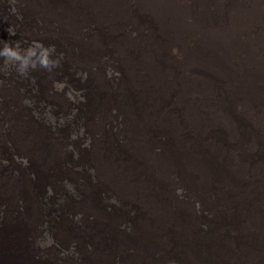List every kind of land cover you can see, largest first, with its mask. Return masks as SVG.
Here are the masks:
<instances>
[{
    "label": "rangeland",
    "instance_id": "rangeland-1",
    "mask_svg": "<svg viewBox=\"0 0 264 264\" xmlns=\"http://www.w3.org/2000/svg\"><path fill=\"white\" fill-rule=\"evenodd\" d=\"M240 2L124 0L133 14L127 11L123 26L115 12L121 5L113 6L119 0H0V52L9 42L27 58L40 43L59 62L21 75L17 63L0 57V129L15 155L0 156V264H264V19L242 11L258 23L261 40L247 69L231 60L226 66L234 41L213 35L222 27L236 32L224 20ZM208 41L222 50L217 74H200L191 63L202 54L197 44ZM242 72L259 87L248 91ZM203 88L218 90L207 108ZM99 95L101 118L91 112ZM224 104L248 124L245 138L233 142L221 120ZM203 145L213 150L203 149L215 156L213 166L202 160ZM155 157L160 172L151 168ZM12 159L17 171L9 177ZM205 185L208 194H199ZM9 201L12 210L22 203L20 214L10 216ZM211 202L235 205L243 222L224 217L221 207L215 218ZM71 205L84 215L75 224L66 219Z\"/></svg>",
    "mask_w": 264,
    "mask_h": 264
},
{
    "label": "bare ground",
    "instance_id": "bare-ground-1",
    "mask_svg": "<svg viewBox=\"0 0 264 264\" xmlns=\"http://www.w3.org/2000/svg\"><path fill=\"white\" fill-rule=\"evenodd\" d=\"M112 1H114V0H112ZM124 0H119V3H115L113 6H118L120 3H121V7H120V10L119 11H117L116 10V7H115V12H118L116 15H117V17L118 18H120L121 20V23L120 24H122L123 26H124V23H126L125 21H126V19H128V17L125 15L126 13H127V9L124 7V6H122V2H123ZM193 1V0H192ZM261 1L262 0H252L251 1V3H249V0H241V2H240V5L239 6H235L234 8H233V10L232 11H234L233 13H230V15H229V18L228 19H225L224 21H225V23H226V25L224 26V27H226V28H229V29H233V28H235L236 27V32H231V34H227V33H221V31L224 29L222 26V28H221V31H219L218 33H214L213 35H218V36H221L222 38H224V40L225 39H231V40H233L234 41V44L232 45L231 44V46H230V49H235V51H230V53H231V58H229L228 60L226 59H224L223 58V60H224V64L227 66V63L231 60V62H230V65L232 64L233 65V63L234 64H236V69H238V71H239V69H247V68H250L249 66L251 65H253V63L255 62V57L257 56L256 54H257V52H258V47H257V44L261 41L258 37H259V35L256 33V29L258 28V23L254 20V19H252L251 17H249L246 13H244V12H242L243 10H245L246 12H248V13H259V15L257 16V18H256V20L257 21H261L262 19H264V10L263 11H261L260 9H259V7H260V3H261ZM103 2V1H102ZM111 2V1H110ZM197 2V1H196ZM199 2V1H198ZM103 4V3H102ZM105 4V3H104ZM168 4V3H167ZM262 4V3H261ZM124 5V4H123ZM171 5H173V4H171ZM207 5V4H206ZM217 5H219L218 3H217ZM221 5V4H220ZM222 6H224L223 4H222ZM225 6H226V4H225ZM110 7V6H109ZM172 7H174V6H172ZM264 7V6H263ZM262 7V8H263ZM163 8V7H162ZM170 8V7H169ZM210 8V7H209ZM224 8V7H223ZM101 9V8H100ZM104 9V8H103ZM171 9V8H170ZM226 8H224L223 10H225ZM107 10H109V9H107ZM175 10V9H174ZM203 9H201V11H202ZM211 10V9H210ZM223 10H221V11H223ZM164 11V10H163ZM176 11V10H175ZM204 11V10H203ZM213 11V10H212ZM171 12H172V10H171ZM205 12V11H204ZM241 12V13H240ZM102 13V12H101ZM105 13H106V11H105ZM108 13V12H107ZM112 13V12H111ZM173 13V12H172ZM177 13V12H176ZM187 13V12H186ZM229 13V12H228ZM164 14V13H163ZM162 14V15H163ZM166 14V13H165ZM168 14V13H167ZM166 14V15H167ZM196 14H198V13H196ZM216 14V13H215ZM214 14V15H215ZM213 15V16H214ZM220 15H221V13H220ZM101 16V15H100ZM99 16V17H100ZM103 16V15H102ZM222 17H223V15H222ZM225 17V16H224ZM163 18V17H162ZM174 18V17H173ZM180 18H182V17H180ZM226 18V17H225ZM199 19V18H198ZM173 20V19H172ZM177 20H179V19H177ZM119 21V22H120ZM29 22V21H28ZM115 22V21H114ZM113 22V23H114ZM117 22V21H116ZM173 22H174V20H173ZM182 22H183V20H182ZM196 22V21H195ZM200 23V22H199ZM213 23V22H212ZM117 24V23H116ZM174 24H176V23H174ZM198 24V23H197ZM197 24H195V26L197 25ZM202 24H204V23H202ZM206 24H208V23H206ZM210 24V23H209ZM208 24V25H209ZM221 24L223 25V20H221ZM181 25V24H180ZM194 25V24H193ZM201 25V24H200ZM212 25V24H211ZM112 26H114V25H112ZM203 26V25H202ZM218 26H219V24H218ZM117 27V26H116ZM120 27H122V26H120ZM198 27V26H197ZM196 27V28H197ZM112 28V27H111ZM181 28V27H180ZM195 28V27H194ZM211 28V27H210ZM218 28V27H217ZM216 28V29H217ZM115 29V28H114ZM120 29V28H119ZM202 29V28H201ZM207 29V28H206ZM116 30V29H115ZM226 30V29H225ZM258 30V29H257ZM207 31V30H206ZM205 31V32H206ZM211 31V30H210ZM218 31V30H217ZM73 32V31H72ZM162 32V31H161ZM213 32V31H212ZM228 32V31H227ZM202 33V32H201ZM207 33H209V30H208V32ZM201 35V34H200ZM205 35V34H204ZM203 35V36H204ZM212 35V34H211ZM240 35V36H239ZM112 36V35H111ZM207 36H208V34H207ZM161 37V36H160ZM159 38V37H158ZM207 38V37H206ZM209 38V37H208ZM215 38H217V37H215ZM222 38H220V39H222ZM161 39V38H160ZM164 39V38H163ZM166 39V38H165ZM172 39V38H171ZM203 39H205V36H204V38ZM219 39V38H218ZM109 40H111V39H109ZM154 40H156V38L154 39ZM158 40V39H157ZM168 40V39H167ZM215 40V39H214ZM223 40V39H222ZM171 41H173V40H171ZM204 41V40H203ZM232 41V42H233ZM112 42V41H111ZM227 42V41H226ZM164 43V42H163ZM215 43H217V42H215ZM157 44V43H156ZM172 44V43H171ZM175 44V43H174ZM167 45V44H166ZM173 45V44H172ZM198 46H196L197 48H199V49H201L202 50V54H201V56H200V59H199V62L197 61V59H193L192 58V61H191V63H192V65H193V67H195L196 66V68H201V70H199L200 71V74H203L204 72H206V71H209V72H211V73H215V74H217V72H218V64H220V61H218L219 60V58L222 56V50L220 51V50H217V49H215L214 47V43H213V41H208L207 42V44H204V43H199V44H197ZM230 45V44H229ZM228 45V46H229ZM261 45V43H259V46ZM162 46V45H161ZM160 46V47H161ZM168 46V45H167ZM156 47V46H155ZM179 48H181V47H179ZM179 48H178V50H179ZM218 48H220V47H218ZM221 48H222V46H221ZM226 48H228V47H226ZM182 49V48H181ZM92 50V49H91ZM98 50V49H97ZM227 50V49H226ZM175 51V50H174ZM174 51H172V52H174ZM214 51H219L220 53L219 54H217V53H214ZM140 52V51H139ZM164 52V51H163ZM177 52V51H176ZM175 52V53H176ZM184 52V51H183ZM226 52H228V51H226ZM159 53V52H158ZM175 53H173V54H175ZM180 53V52H179ZM186 54V53H185ZM209 54H211L212 56H214V57H212V58H210V60L211 61H209ZM145 55V54H144ZM163 55V54H162ZM180 55V54H179ZM199 54L197 53L196 54V56H198ZM226 55V54H225ZM168 56H170V55H168ZM176 56V55H175ZM181 56H184V55H181ZM261 56V55H260ZM190 57V56H189ZM263 57V56H262ZM184 58V57H183ZM187 58H188V56H187ZM169 59V58H168ZM181 59V58H180ZM261 59V58H260ZM164 60H165V58H164ZM163 60V61H164ZM167 60V59H166ZM222 60V61H223ZM262 60V59H261ZM162 61V60H161ZM217 62V64H214L213 62ZM222 61H221V63H222ZM178 63V62H177ZM261 63V62H260ZM264 63V62H263ZM167 64H168V62H167ZM166 64V65H167ZM170 64V63H169ZM165 65V66H166ZM184 65V64H183ZM220 65H222V64H220ZM255 65V64H254ZM257 65H259V64H257ZM262 65V64H261ZM172 66V65H171ZM256 66V65H255ZM220 67V66H219ZM253 67V66H252ZM259 67V66H258ZM258 67H256V68H258ZM264 67V66H263ZM263 67H261V70H263L262 68ZM181 68V67H180ZM193 69V68H192ZM221 69V68H220ZM224 69V68H223ZM253 69V68H252ZM259 69V68H258ZM206 70V71H205ZM229 70H230V68H229ZM254 70H255V68H254ZM234 71V70H233ZM238 71H237V73H238ZM251 71V70H250ZM260 71V70H259ZM220 72V71H219ZM230 72V71H229ZM262 72V71H261ZM226 73V72H225ZM234 73V72H233ZM236 73V72H235ZM243 74H244V76L245 77H247V78H249L248 80L250 81L251 80V82L250 83H248L247 84V87H248V91H250V92H252V90L254 89V88H256V87H259V83L258 84H255V83H257L256 81H254L255 79H253V77H252V75L250 74V73H247V72H242ZM251 73H253V71L251 72ZM175 74V73H174ZM173 74V75H174ZM199 74V75H200ZM205 74V73H204ZM210 74V73H209ZM219 74V73H218ZM228 74V73H227ZM231 74V73H230ZM214 75V74H213ZM222 75H223V72H222ZM235 75V74H234ZM255 75V74H254ZM224 76V75H223ZM236 76V75H235ZM210 77V76H209ZM214 77H216V76H214ZM237 77V76H236ZM206 78V77H205ZM240 78V77H239ZM256 78V77H255ZM264 78V77H263ZM262 78V79H263ZM221 79H222V77H221ZM229 79H230V77H229ZM261 79V78H260ZM252 80L255 82V83H252ZM214 81V80H213ZM217 81V80H216ZM220 81V80H219ZM236 81V80H235ZM240 81V80H239ZM248 81V82H249ZM263 81H264V79H263ZM206 82H208V80L206 81ZM231 82V81H230ZM261 82V81H260ZM221 83V82H220ZM225 83V82H224ZM224 83H222V84H224ZM237 83V82H236ZM235 83V84H236ZM243 83H244V81H243ZM245 83H246V80H245ZM216 84V83H215ZM234 84V83H233ZM209 85V84H208ZM239 85V84H238ZM223 86V85H222ZM229 86H231V85H229ZM234 86V85H233ZM232 86V87H233ZM221 87V86H220ZM236 87V86H235ZM227 88V87H226ZM204 89V88H203ZM217 89V88H216ZM230 89V88H229ZM223 90V89H222ZM228 90V89H227ZM238 91V90H237ZM216 92H218V90H213L212 88L211 89H208V88H205L204 89V91H203V94H202V99L200 100V104L202 105V107L203 108H207V107H209L211 104H212V100L209 98L210 96H214V95H216ZM235 92V91H234ZM227 93V92H226ZM231 93V92H230ZM247 93V92H246ZM255 93V92H254ZM223 94V93H222ZM228 94V93H227ZM236 94V93H235ZM257 94V93H256ZM262 94H263V90H262V92H261V94H259L260 96H262ZM209 95V96H208ZM246 95V94H245ZM248 95H250V94H248ZM231 96V95H230ZM247 96V95H246ZM250 97V96H249ZM259 97V96H258ZM226 98H228V97H226ZM236 98V97H235ZM251 98V97H250ZM261 98V97H260ZM233 99V98H232ZM245 99H247V98H245ZM244 99V100H245ZM243 100V99H242ZM256 100V99H255ZM238 101V100H237ZM240 101V100H239ZM224 102H226V100L224 101ZM246 102V101H245ZM245 102H243L242 104H244ZM248 102V101H247ZM132 103V102H131ZM249 103V102H248ZM247 103V104H248ZM252 102H250V104H251ZM136 103H134V105H135ZM221 104H223V102H222V100H221V102H220V104H219V107H220V105ZM233 104V103H232ZM126 105V104H125ZM129 105H131L132 107L134 106V105H132V104H130V102H129ZM240 105V104H239ZM127 106V105H126ZM129 107V106H128ZM240 107V106H239ZM131 109V108H130ZM133 109V108H132ZM184 109V111L185 112H183V114L184 115H186V116H189V110L186 108V106L183 108ZM223 109V110H222ZM220 111L222 112V118H221V120H224V121H226V122H228L229 123V125H231V131H232V134H233V142H234V137L235 136H241L242 138H245L246 136H247V134H245L244 132L245 131H248V130H250V128H249V126H248V124H245V120L243 119V117L242 118H239V117H236V112L234 113V111L235 110H233L232 109V107L230 106H228L227 104H224V107L222 108ZM138 110V109H137ZM135 111V110H134ZM240 111V110H239ZM139 112V111H138ZM240 114V113H239ZM238 114V115H239ZM130 118V117H129ZM142 118H144V117H142ZM147 118V117H146ZM142 121V120H141ZM145 121V120H144ZM149 121V120H148ZM136 123V122H135ZM140 123V122H139ZM144 124V123H143ZM141 125V124H140ZM228 125V124H227ZM136 126V125H135ZM139 126V125H138ZM220 126V125H219ZM226 126V125H225ZM140 128V127H139ZM137 129V128H136ZM219 129H221L220 127H219ZM140 130V129H139ZM218 130V129H217ZM228 130V129H227ZM245 130V131H244ZM135 131V130H134ZM133 131V132H134ZM229 131V130H228ZM140 132V131H139ZM224 132V131H223ZM138 133V132H137ZM224 133H226V132H224ZM227 134V133H226ZM231 135V134H230ZM139 136H141V135H139ZM226 137H228V136H226ZM136 138V137H135ZM134 138V139H135ZM224 139V138H223ZM112 140V139H111ZM223 141V140H222ZM215 142V141H214ZM221 143V142H220ZM226 143V142H225ZM229 143V142H228ZM235 144V143H234ZM212 145V144H211ZM224 145V144H223ZM137 146V145H136ZM213 146V145H212ZM214 147V146H213ZM215 147H217V146H215ZM135 148V147H134ZM230 148H231V146H230ZM203 149H208V151L209 152H211V151H213L212 149L211 150H209V148H206L204 145L202 146V152H201V157H202V160L205 162V163H208L209 165L210 164H212L211 163V159L213 158V157H215V156H213V155H209V153H205L204 151H203ZM214 149H216V148H214ZM138 150V149H137ZM219 150V149H218ZM231 150V149H230ZM143 152V151H142ZM228 152V151H227ZM232 152V151H231ZM141 153V152H140ZM217 153H218V155L220 156V157H222L223 158V160L225 159L224 158V156L221 154V152L220 151H217ZM236 153H237V151H236ZM217 156V155H216ZM229 157H230V151H229ZM235 159V158H234ZM51 160V159H50ZM226 160V159H225ZM235 160H233V162H234ZM44 162V161H43ZM48 162V161H47ZM214 162V161H213ZM227 163V162H226ZM47 164V163H46ZM228 164V163H227ZM232 164V163H231ZM216 165V164H215ZM212 166H213V164H212ZM217 166V165H216ZM227 166H229V165H227ZM227 166H225V168L227 167ZM220 167V166H219ZM264 169V168H263ZM221 170V169H220ZM228 170V169H227ZM261 170V169H260ZM189 171H191V169H189ZM217 172V171H216ZM222 172V171H221ZM224 172V171H223ZM222 172V173H223ZM229 172H230V170H229ZM262 172V171H261ZM126 174V173H125ZM124 174V175H125ZM225 174V173H224ZM261 174V173H260ZM131 175V174H130ZM123 176V175H122ZM129 176V175H128ZM127 176V177H128ZM221 176V175H220ZM262 176V175H261ZM121 177V176H120ZM213 177V176H212ZM216 178V177H215ZM123 179V178H122ZM122 179H121V181H122ZM146 179V178H145ZM142 180H144L143 178H142ZM213 180V179H212ZM216 180V179H215ZM123 181H125V180H123ZM130 181V180H129ZM214 181V180H213ZM133 182H135V181H133ZM143 182V181H142ZM211 182V181H210ZM216 182V181H215ZM126 183V182H125ZM217 183H219V178L217 179ZM131 184V183H130ZM135 184V183H134ZM133 184V185H134ZM214 184H216V183H214ZM139 185V184H138ZM138 185H136L137 187H138ZM144 185V184H143ZM218 185V184H217ZM121 186V185H120ZM125 186V185H124ZM147 186V185H146ZM126 187V186H125ZM128 187V186H127ZM126 187V188H127ZM140 187V186H139ZM149 187V186H148ZM214 187V186H213ZM210 187H208V186H204L203 188H201L199 191H198V193L200 194V193H204V194H208V193H206V192H209V189ZM216 188V187H215ZM221 187H219V189H220ZM253 189L254 187L251 185L250 186V189ZM128 189V188H127ZM150 189V188H149ZM251 189V190H252ZM130 190H133V189H130ZM137 190V189H136ZM145 190V189H144ZM212 190V189H211ZM124 191V190H123ZM140 191H142L143 192V190H141L140 189ZM150 191V190H149ZM160 191V190H159ZM217 191V190H216ZM129 192V191H128ZM141 192V193H142ZM127 193V192H126ZM136 193V192H135ZM144 193V192H143ZM156 193H157V191H156ZM162 193V192H161ZM131 194V193H130ZM141 195V194H140ZM139 195V196H140ZM130 196H132V195H130ZM134 196H136V195H134ZM133 196V197H134ZM138 196V195H137ZM147 196V195H146ZM149 197H151V196H149ZM147 198V197H146ZM139 199H140V197H139ZM142 199H145L144 197L142 198ZM148 200H149V198H148ZM147 200V201H148ZM144 201V200H143ZM151 202V201H150ZM250 206H251V208H252V210H253V212H254V207H253V205H252V203H250ZM252 218L254 219V215H253V213H252Z\"/></svg>",
    "mask_w": 264,
    "mask_h": 264
},
{
    "label": "clouds",
    "instance_id": "clouds-1",
    "mask_svg": "<svg viewBox=\"0 0 264 264\" xmlns=\"http://www.w3.org/2000/svg\"><path fill=\"white\" fill-rule=\"evenodd\" d=\"M121 4H119L120 6ZM127 11H130L129 7H126ZM120 10V8H119ZM132 14L133 12L130 11ZM68 20V19H67ZM66 20V21H67ZM68 22V21H67ZM66 22V26H68ZM125 24V23H124ZM260 25H263V22L260 24ZM69 28H67L66 32L68 31ZM64 37V36H63ZM27 53H28V57L25 58L21 51L18 49V48H14L13 46H11V44L9 42H4V47H3V52H0V57H4L6 58L8 61L10 62H15L17 63L19 66L17 68V71L21 74V75H26L27 72H28V69L31 67V68H36L37 66L41 67V68H45V69H48L49 71H51V69L53 67H56L58 66V61H54V60H51L50 59V50L47 48V47H44L42 44L40 43H36L33 47H30L28 48L27 50ZM39 52V55H37V53ZM32 57H35L36 59L34 61H31V65L29 66V62H30V59ZM103 95V94H102ZM102 95H99L98 97V103H93L92 107H91V112L93 113L94 111L96 110H99L100 111V118H101V103H100V97ZM114 109V108H113ZM113 109L111 110V113H110V117L112 116V111ZM110 119V118H109ZM108 119V120H109ZM0 126H1V122H0ZM104 129H105V124H104ZM2 139H7V136L6 134L0 129V156H4V157H1L2 159H5L7 156H15L12 154L11 152V146H10V141H5V140H2ZM6 160V159H5ZM7 161V160H6ZM159 161H161L160 159H157L155 157V159L153 158V162H152V169L153 170H156L157 172H160L162 169V164L161 163H158ZM30 163H32L33 161L32 160H29ZM2 165H3V162H0ZM7 167V170H8V173H9V177H10V174L13 172L11 171L10 169H14V172L17 171V168H16V162L12 159L11 161V166ZM13 178H16V177H13ZM5 183L1 182V185L3 186ZM163 197H164V201H163V205L164 203H166L168 206L170 205V198H169V190L168 189H164V191L162 192L161 194ZM166 197H167V200H166ZM200 197V196H199ZM202 198V197H201ZM204 199V198H203ZM3 200H4V197L0 194V205H3ZM213 208L217 207L218 210L215 211L214 213V216L215 218L218 216L219 217V213H222L220 212V207L222 208V210L224 211L223 215L224 217H226L227 219H230V220H239L241 222H243V218L239 215L238 211H237V207L235 205L233 206H230L228 204H224L222 206H215L213 204V202L210 203ZM9 205H10V216H16L18 214H20L21 212V206H22V203H20L18 205L19 208L15 209V210H12L11 209V203L9 201ZM152 205V201L149 202V206ZM71 208V212H69L68 214V217L66 218L67 220H72L74 221V224L75 223H78L77 221L79 219H77L76 217L81 215L82 213L79 212L75 207L74 205H71L70 206ZM229 208H233V211L231 212H227L226 210L229 209ZM72 212H74V217H71V214ZM81 213V214H80ZM7 215V213H5ZM83 215V214H82ZM20 216V215H19ZM84 216V215H83ZM169 218V217H168ZM15 222H17V224L19 226L23 225L25 229H27L30 224H27L24 222V219H21L19 217H14L12 218ZM165 220H169V219H165ZM24 228H19L20 230L21 229H24ZM24 229V230H25ZM260 232H258L259 234ZM7 237H10L7 235ZM10 238H13V237H10ZM35 236L32 235V238L31 239H34ZM252 238V236L250 237ZM14 239V238H13ZM30 239V238H28ZM31 242H33V240H30ZM31 247H34V243H32ZM21 249L23 250V248L21 247ZM63 257H60L59 259H62ZM58 259V260H59ZM57 260V261H58ZM80 261V259H78L77 263L78 264ZM36 262L38 263L39 261L36 260ZM58 264H62L60 263L59 261L57 262Z\"/></svg>",
    "mask_w": 264,
    "mask_h": 264
}]
</instances>
